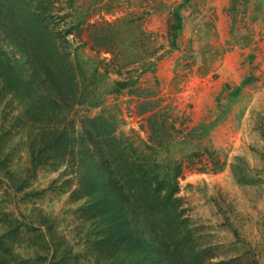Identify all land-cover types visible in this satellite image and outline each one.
Returning <instances> with one entry per match:
<instances>
[{"label":"rangeland","instance_id":"1","mask_svg":"<svg viewBox=\"0 0 264 264\" xmlns=\"http://www.w3.org/2000/svg\"><path fill=\"white\" fill-rule=\"evenodd\" d=\"M41 2L78 87L65 83L55 91L59 111L39 123L25 112L21 94L0 79V264L126 262L105 254L114 247L98 243L101 224L82 217V201L70 196L76 158L47 149L61 144L51 125L79 135L96 116L132 154L172 170L180 165L184 216L205 254L264 264V0ZM174 9L181 20L171 47ZM119 18L110 38L122 39L133 26L138 52L159 46L154 71L140 73V62L123 65L128 48L114 55L88 41L92 24ZM138 26L151 42L141 40ZM1 45L14 61L21 58L4 39ZM128 78L112 90L114 81ZM37 87L33 94H45Z\"/></svg>","mask_w":264,"mask_h":264},{"label":"trees","instance_id":"2","mask_svg":"<svg viewBox=\"0 0 264 264\" xmlns=\"http://www.w3.org/2000/svg\"><path fill=\"white\" fill-rule=\"evenodd\" d=\"M42 9L41 0H0V79L5 87L21 94L22 100L29 104L25 112L39 123L43 115L52 119L59 111L55 91H64L65 83L78 87L66 47L55 36ZM173 18L169 30L171 47L180 28L178 9L173 10ZM123 20L92 24L88 41L98 50L114 55H126L128 48L123 65L140 62V73L154 71L159 46L138 52L136 32H131L133 26L122 39L118 33L110 38ZM137 33L141 40L151 42L150 33L143 26H138ZM60 37L64 39L65 34ZM2 39L13 45L22 59L14 61L3 49ZM100 39L112 40L114 44L105 46ZM124 41L126 47H122ZM129 81L130 78L114 81L112 90L120 91ZM246 83L245 80L239 84L234 94ZM40 85L45 87V94H33ZM72 96L76 97V93ZM100 121L109 124L102 116L88 118L84 132L79 135L73 133V128L55 129L51 125L49 129L59 131L61 144H52L47 149L58 158L65 153L76 158L71 166L78 181L70 196L82 201L78 208L82 217L101 224L98 243L114 247L113 253L106 250L105 254L113 258L126 256V262L116 264H230L231 260H213V256L205 254L206 248L194 244L184 216L183 199L178 194L180 165L175 164L172 170L132 154L113 130L99 126ZM41 138L43 135L38 140Z\"/></svg>","mask_w":264,"mask_h":264}]
</instances>
